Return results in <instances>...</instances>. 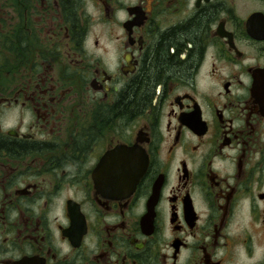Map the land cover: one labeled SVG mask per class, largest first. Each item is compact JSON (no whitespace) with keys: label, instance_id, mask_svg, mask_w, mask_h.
Segmentation results:
<instances>
[{"label":"flooded vegetation","instance_id":"flooded-vegetation-1","mask_svg":"<svg viewBox=\"0 0 264 264\" xmlns=\"http://www.w3.org/2000/svg\"><path fill=\"white\" fill-rule=\"evenodd\" d=\"M0 264H264V0H0Z\"/></svg>","mask_w":264,"mask_h":264}]
</instances>
